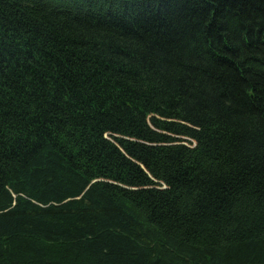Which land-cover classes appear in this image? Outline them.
<instances>
[{"label":"trees","instance_id":"16d2710c","mask_svg":"<svg viewBox=\"0 0 264 264\" xmlns=\"http://www.w3.org/2000/svg\"><path fill=\"white\" fill-rule=\"evenodd\" d=\"M0 264H264V0H0Z\"/></svg>","mask_w":264,"mask_h":264},{"label":"rangeland","instance_id":"374dc122","mask_svg":"<svg viewBox=\"0 0 264 264\" xmlns=\"http://www.w3.org/2000/svg\"><path fill=\"white\" fill-rule=\"evenodd\" d=\"M148 123H149V122H148ZM149 126L151 127V129L156 130V129H155L150 123H149ZM114 136L117 137L116 135H114ZM105 137H106V138H109V134L106 133V134H105ZM110 142L114 143L116 146L119 145V144H118V143H119L118 140L115 141V140H111V139H110ZM131 160H132V159H131Z\"/></svg>","mask_w":264,"mask_h":264}]
</instances>
